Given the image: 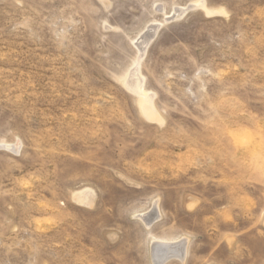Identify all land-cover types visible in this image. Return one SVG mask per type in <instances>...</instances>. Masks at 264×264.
<instances>
[{"label":"rangeland","instance_id":"374dc122","mask_svg":"<svg viewBox=\"0 0 264 264\" xmlns=\"http://www.w3.org/2000/svg\"><path fill=\"white\" fill-rule=\"evenodd\" d=\"M154 262L264 264V0H0V264Z\"/></svg>","mask_w":264,"mask_h":264},{"label":"bare ground","instance_id":"6f19581e","mask_svg":"<svg viewBox=\"0 0 264 264\" xmlns=\"http://www.w3.org/2000/svg\"><path fill=\"white\" fill-rule=\"evenodd\" d=\"M202 6V5H201ZM187 8V7H186ZM178 9V8H177ZM187 10V9H186ZM179 12H181V11H179ZM178 12H176L175 14H177ZM180 14V13H179ZM174 15V14H173ZM170 16V15H169ZM178 16V15H177ZM172 17V16H171ZM175 18V17H174ZM154 27H156V26H154ZM150 29V28H149ZM150 31H151V29H150ZM153 31V30H152ZM156 31V30H155ZM157 32V31H156ZM156 32H154V33H156ZM147 33V32H146ZM143 35V34H142ZM154 35V34H153ZM146 36V35H145ZM152 36V35H151ZM150 36V37H151ZM144 37V36H143ZM149 37V38H150ZM153 37V36H152ZM141 40V39H140ZM151 40V39H150ZM143 41V40H142ZM138 42H140V41H138ZM144 43H145V41H144ZM149 43H150V41H149ZM146 45H148V44H146ZM138 46V50L140 49V46L141 45H137ZM141 47H143V46H141ZM146 47V46H145ZM142 49L143 48H141V53H142ZM137 50V51H138ZM140 52V51H139ZM138 52V53H139ZM141 59H142V57H141ZM140 60V59H139ZM137 67V66H136ZM138 71V70H137ZM137 71L134 69L133 70V68H132V71L129 73V78H128V80L126 81V87H127V89H129L131 92H133V93H135V94H137L136 96H141V98L144 100V104H143V106H142V111H143V113H144V115L146 116V117H148L149 119L150 118H152V117H154V111H153V105L151 104V100H150V98H149V95H147L143 90H142V88H141V84H142V81L140 80V78L139 77H137V75L139 74H137ZM140 75V74H139ZM143 80V79H142ZM155 110V109H154ZM153 119V118H152ZM155 119H156V117H155ZM154 120V119H153ZM155 208H156V206H154ZM147 214V213H146ZM145 215V214H144ZM143 216V215H142ZM141 216V217H142ZM147 217V216H146ZM145 217V218H146ZM140 220H142V219H140ZM147 220V219H146ZM150 220V219H149ZM152 221H154L153 220V218L151 219ZM142 221H144V219L142 220ZM149 222V224L151 223L150 221H148ZM155 243H157V244H161V243H165V242H161V241H159V240H155ZM166 244V243H165ZM174 244V243H173ZM156 245V244H155ZM168 246H170L169 244H168ZM174 246H175V244H174ZM174 246H172V247H174ZM163 247V246H162ZM161 246L159 247V246H157V255H158V253H161V257L159 256L158 257V259H159V261H160V259L162 258V257H164L165 255H167V254H170V255H172L173 256V254H175L176 253V250H173V249H171V247H169V248H167V249H163ZM153 248H155V247H153ZM178 248V247H177ZM179 249V248H178ZM154 251V250H153ZM180 252V251H179ZM178 252V253H179ZM154 255V254H153ZM170 257V256H169ZM176 257V256H175ZM184 257V256H183ZM153 258H155V257H153ZM172 258V257H171ZM154 261V260H153ZM156 261V260H155ZM164 261V260H163ZM184 261V260H183ZM162 263V262H161ZM160 263V264H161ZM154 264H155V262H154ZM159 264V263H158Z\"/></svg>","mask_w":264,"mask_h":264},{"label":"water","instance_id":"95a60500","mask_svg":"<svg viewBox=\"0 0 264 264\" xmlns=\"http://www.w3.org/2000/svg\"><path fill=\"white\" fill-rule=\"evenodd\" d=\"M167 255H168V254H167ZM167 255H165V256L163 257V259H166V258H167V257H166Z\"/></svg>","mask_w":264,"mask_h":264}]
</instances>
